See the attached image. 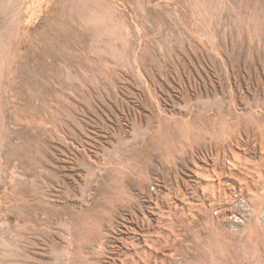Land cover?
Here are the masks:
<instances>
[{
    "label": "rangeland",
    "instance_id": "374dc122",
    "mask_svg": "<svg viewBox=\"0 0 264 264\" xmlns=\"http://www.w3.org/2000/svg\"><path fill=\"white\" fill-rule=\"evenodd\" d=\"M0 264H264V0H0Z\"/></svg>",
    "mask_w": 264,
    "mask_h": 264
}]
</instances>
